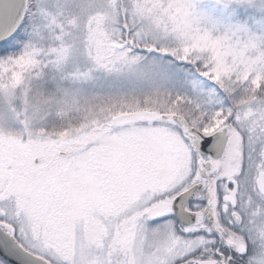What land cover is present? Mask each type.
<instances>
[{
    "label": "snow or ice",
    "instance_id": "snow-or-ice-1",
    "mask_svg": "<svg viewBox=\"0 0 264 264\" xmlns=\"http://www.w3.org/2000/svg\"><path fill=\"white\" fill-rule=\"evenodd\" d=\"M0 264H264V0H0Z\"/></svg>",
    "mask_w": 264,
    "mask_h": 264
}]
</instances>
